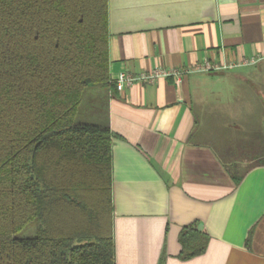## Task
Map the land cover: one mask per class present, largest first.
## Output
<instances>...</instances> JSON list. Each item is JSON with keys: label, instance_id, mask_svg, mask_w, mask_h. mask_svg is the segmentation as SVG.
Returning <instances> with one entry per match:
<instances>
[{"label": "crops", "instance_id": "obj_1", "mask_svg": "<svg viewBox=\"0 0 264 264\" xmlns=\"http://www.w3.org/2000/svg\"><path fill=\"white\" fill-rule=\"evenodd\" d=\"M108 31L110 81L78 111L113 136L115 263L264 264V0H108ZM157 67L191 72L116 91ZM189 227L205 251L183 260Z\"/></svg>", "mask_w": 264, "mask_h": 264}, {"label": "trees", "instance_id": "obj_2", "mask_svg": "<svg viewBox=\"0 0 264 264\" xmlns=\"http://www.w3.org/2000/svg\"><path fill=\"white\" fill-rule=\"evenodd\" d=\"M108 69V0H0V264H116L113 136L78 111ZM178 241L205 251L190 227Z\"/></svg>", "mask_w": 264, "mask_h": 264}, {"label": "built area", "instance_id": "obj_3", "mask_svg": "<svg viewBox=\"0 0 264 264\" xmlns=\"http://www.w3.org/2000/svg\"><path fill=\"white\" fill-rule=\"evenodd\" d=\"M257 60H250L244 63L246 64H254ZM237 66L236 64H225V65H215L209 64V62L205 63L203 66L199 68L201 72H211V71H225ZM191 71L187 69H167V68H160L157 67L152 69L148 72H142L138 75H132L127 72H121L118 74L117 78L115 79V89L118 92H122L124 89L129 88L135 83L139 84H151L159 79H167L171 78L174 80H180L182 77L189 74Z\"/></svg>", "mask_w": 264, "mask_h": 264}, {"label": "rangeland", "instance_id": "obj_4", "mask_svg": "<svg viewBox=\"0 0 264 264\" xmlns=\"http://www.w3.org/2000/svg\"><path fill=\"white\" fill-rule=\"evenodd\" d=\"M35 225L34 223H31L27 225L22 231H20L17 235L16 238L18 239H25V238H31L35 235Z\"/></svg>", "mask_w": 264, "mask_h": 264}]
</instances>
